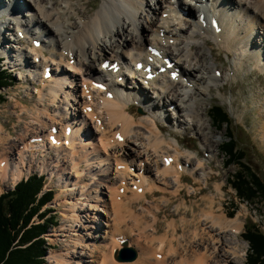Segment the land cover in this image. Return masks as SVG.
I'll list each match as a JSON object with an SVG mask.
<instances>
[{
  "label": "bare ground",
  "instance_id": "bare-ground-1",
  "mask_svg": "<svg viewBox=\"0 0 264 264\" xmlns=\"http://www.w3.org/2000/svg\"><path fill=\"white\" fill-rule=\"evenodd\" d=\"M27 1L33 11L34 22L53 39L56 51L48 49L46 54L42 44L33 46L32 41L39 37L32 36H29V45L15 46L21 55H15L13 67L20 75L26 69L30 73L31 69H40L32 78L39 85L34 86L37 101L32 107L22 105L18 100L14 102L13 113L22 123V128L14 131L13 136L12 131L0 124V190L1 184L20 180L24 168L27 165L30 168L35 157L38 165L44 168L49 158L45 152L50 150L56 153V158L52 156L55 163L51 169L59 167L63 173V164L58 158L62 154L64 159L61 161L71 162L72 169L83 163L88 170L87 175L97 176L96 181L88 185L79 180L86 170L82 169L80 175L75 170L72 181L64 182L69 179L63 178L64 181L60 182L65 186L62 191L69 198L62 203V216L68 225L58 230L63 231L61 236H68L70 241L66 243L64 252L48 255L53 264H235L236 259L239 264H244L243 241L237 237L240 233L239 218H227L222 211L216 212L215 205L211 203L215 196L223 195L224 184L203 169L200 151L194 157L190 153L184 154L178 137L169 132V136H165L163 126L158 124L155 108L159 101L161 108L172 106L176 121L172 126L191 130L210 146L212 131H205L209 124L202 118L205 111L202 96L210 90L208 81H216L217 77L209 73L211 65L206 59L205 43L191 39H195L197 30L202 28L222 51L233 57L236 70L251 64V68L264 73V0H204L210 7L207 12L203 8L198 9L202 19H198L199 15L193 16L179 2L176 7L173 0H153V8L149 7L148 0H103L92 14L87 10L89 1L52 0L50 6L46 5V0ZM14 3L16 5L17 0ZM164 13L171 18H164ZM181 13L195 19L194 22L176 21V15ZM23 15L18 20L14 16L10 20L16 34L17 31L26 33L24 29L18 30V25L31 29ZM213 16L217 17L221 28L219 33L210 26ZM142 18L147 22L149 32L143 29ZM202 22H206L205 27ZM184 24L188 26L184 28ZM181 31L182 34L189 32V35H184L183 45L175 48L177 44L170 43V40ZM30 34L34 35V32ZM149 46L158 47L163 57L171 58L173 69H167L160 77L146 82L143 70L134 71L137 82L143 84L138 83L140 87L129 79L124 80V86L113 79L124 76L122 69L116 73L101 69L105 60L135 65L148 59ZM2 47L1 43L0 52ZM173 48L175 52L171 51ZM214 52L211 47L209 53L213 57ZM26 53L31 54L33 61L21 63L20 59ZM36 58H39L38 62ZM214 59L218 60L217 57ZM161 62L164 65L163 60ZM49 64L55 65L54 71L58 72L44 79L43 74ZM212 68L224 69L213 65ZM218 71L217 76L220 75ZM173 73L178 75L174 77ZM105 77L110 78L111 83L105 84L104 89H97L92 84L91 79L100 81ZM150 88L156 99L149 97L153 100L152 106L148 107L146 115L137 118L132 112L131 102L142 105L149 92L145 89ZM223 88L221 86L218 90L223 92ZM88 107L91 111H87ZM259 113L264 116V102L260 104ZM26 118L30 120L25 122ZM163 118L167 120L169 114ZM69 123L73 131L64 138L63 144L53 146L45 140L52 126L57 124L64 128ZM259 127L264 139V121ZM61 135L62 130L57 136ZM39 136L44 137L42 142H31L30 138ZM66 140L68 144H65ZM215 142L218 146L219 139ZM168 157H172V161L165 165L164 158ZM136 159L138 164L133 163ZM208 165L211 166L212 162ZM131 166H134L133 170H130ZM50 172L53 173L52 170ZM130 174V178L127 177ZM213 180L218 181L213 189L216 192L203 193ZM187 181L198 186L185 194L190 197L201 194V199L208 201L205 202L207 208H202L200 215L196 216L193 215L195 205L181 201L177 208L182 207L184 213L179 224L170 219L164 232L157 235L154 223L159 221L163 207L154 200H148L147 195L155 192L164 196L165 193L181 195L184 189L180 184ZM120 196H124L122 201H118ZM140 200L145 202L139 203ZM133 202L139 204L136 208L139 211ZM189 212L192 218H187ZM97 213L98 217L95 216ZM144 214L150 216L151 223L141 224ZM99 215L106 218L104 224L107 228L103 236L96 234ZM76 222L82 224L77 225ZM150 228L155 231L150 232ZM122 239L138 252V258L123 262L113 259V252L122 247Z\"/></svg>",
  "mask_w": 264,
  "mask_h": 264
},
{
  "label": "rangeland",
  "instance_id": "rangeland-1",
  "mask_svg": "<svg viewBox=\"0 0 264 264\" xmlns=\"http://www.w3.org/2000/svg\"><path fill=\"white\" fill-rule=\"evenodd\" d=\"M0 1H1L0 3H3L5 0H0ZM35 1L36 0H30L31 3H35ZM102 1L103 0H83V2L85 3L88 2L87 10L89 14H92L93 12H95L100 7ZM187 1L188 0H173L175 4L176 2H179L183 4L185 7H187L188 9H191V12H193V14L197 16L199 13L198 11L199 8L197 9V6H199L198 2L203 3L204 0H193V1H196L197 3H194L193 1H189L191 4H188ZM22 2L24 4L23 13L25 14L23 15V19L27 20L28 23H31V21L33 22V15H32L33 11H31L32 9L27 4L28 2L27 0H22ZM51 3H52V0H46L47 6H50ZM153 3H154L153 0H148L149 7L153 8ZM208 7L209 6L207 5L206 8ZM144 8L149 10L148 6L147 7L145 6ZM164 14H163L164 18L166 17L171 18V15H169L168 13H164ZM149 15H151L150 12H149ZM176 17L178 18L176 21L184 20L186 22H190V24L193 21V19L191 21L189 16H184L181 14L179 15L177 14ZM12 18L13 17L12 15H10V13H7V14L0 13V26L3 29L7 30L8 32L7 35L9 36H11L10 34L11 32L12 34L15 33L14 29L11 28L12 23H10L11 22L10 20H12ZM141 21L143 23L142 25H143V29H145V32H149V28H148L149 26L147 22L143 18L141 19ZM18 24L19 22L16 24V26ZM205 24L203 25V27H205ZM8 25L10 27H8ZM187 26H188L187 24L183 25L184 28H186ZM21 28L25 30L26 36L33 31L32 29L28 30L27 27L24 25L22 26L18 25V30H22ZM40 29L44 34H47L41 27ZM197 33L198 34L196 38L191 39V40L194 42L205 43L204 50L207 53L206 59L210 63L211 68H212V65L216 66L217 68L224 67L222 71H218L215 68H212L211 70V68H209V73L215 74L217 79L216 81H213V80L208 81L210 90L205 91V95L202 96L203 97L202 98L203 107L205 108L202 118L203 120H205V122H207V124H209V128H207L205 131L206 132L207 130L212 131V134L209 135L211 137V141L209 143L210 146H207L206 142H204L202 138L199 137L198 135H194V133L191 132V130H184L183 128L178 129L175 126H172V124L176 122L173 119L175 115L172 114V112H174L172 106H165L161 108L160 107L161 101H159L157 108H155L156 109L155 112L158 115L157 117L158 124L163 126L164 128L163 133L165 134V136L168 137L169 135H167V133L169 132L171 134H174L176 137H178L179 142L181 143L180 150L184 154L190 153L191 156L194 157L197 154V152L200 151L199 158L200 160H202L204 164L203 169L205 171H209L212 175H215L216 178H218V181L219 182L221 181L224 184L223 193H222L223 195L215 196L214 202L211 200V203H212V206L213 204L215 205V209H217L216 212L222 211L223 213L226 214L227 218H233V217L239 218L240 233L237 234V237L243 241L241 242V247L244 246L242 249L244 250L242 258H243L244 264H246V253L248 250V243L243 239V234H244L245 228L249 221L252 223H255L262 231H264V202L262 201L256 202V200H254L253 202L249 204V203H246V201H241L236 197L234 189L230 186L228 182V178L233 173L237 172L238 167L234 164H231L228 167H226L224 165V161L226 157L220 151V145L225 139V131H226L225 125L222 127L221 130L217 129L213 125L209 117V113H210V108L213 104H219L223 106V108L225 109V111L228 113V115L231 118L230 127L232 128V131L234 135L236 136L237 143L239 144V146H241L244 149L245 161L252 167V169L264 181V139L261 136L260 127H259L260 123L264 121V116H261L259 113L260 104L264 102V73L254 67L251 68L250 67L251 64L244 65L241 70H236L234 67L233 57H230L225 51H222L216 44L215 40L208 33H204L202 28L198 29ZM180 34L176 35L175 36L176 38L174 37L170 40V43L174 42L177 44L175 48H178L179 46L183 45L181 42L185 40V36H188L189 32L187 34H184V33L182 34V31H181ZM39 35H37L35 31H34V35L30 34V36L32 37H39ZM50 38L51 37H49V40ZM29 44H30V38H28L27 41H23L22 43L8 42L7 44H5V48L9 50V54H10V58L8 60L9 69H13V71L11 73L12 80H11L10 85L7 87L1 88V92L5 96V101L0 104V124L4 127V129L8 130L9 132L12 131L11 135L13 136L15 135L13 134L14 131H18L20 128H22L21 127L22 123L17 120V118L14 116V113H13L14 102L18 100L21 102L22 105H25L27 107H32V105H34L35 102L37 101L36 100L37 95L34 93V86L37 84V82L31 79V73H29L28 70L26 69L24 71H21L22 75H20L17 69L11 68V66L14 64L13 60L16 57L15 55L19 53L17 52L15 46H19V45L27 46ZM42 45L44 46L43 49L44 51L46 50V53H48L47 52L48 49L52 51H56L55 49L56 47L53 44V41L50 44H42ZM211 47L215 49L214 55L215 57L218 58L217 61H215L214 59L215 57H213L209 53V49ZM175 48H173L174 50L171 49V51L175 52L176 51ZM26 55L27 56L29 55L28 60L32 62L33 59H32L31 54L26 53ZM96 65L98 67V64ZM38 71H40V69L39 70L37 69V71L33 69L34 73ZM217 71L221 74V76H217V73H216ZM126 79L128 80V78ZM138 83L141 84L140 82H137V85ZM221 86L224 87L223 92L218 90V88ZM145 92H147L148 96L147 98L143 100L142 105H140L138 102L136 103L135 101L131 102V107L133 108V109L131 108L132 112L136 114L137 118L139 116H142L143 114L146 115L147 114L146 111L148 107L152 106L153 100L156 99L155 96L152 95V93L154 92L152 88L148 90L145 89ZM138 96H141V95L139 94ZM149 97H152L153 100L150 99ZM168 114H169V118H167V120L163 118V117L168 116ZM29 120H30L29 118H26L25 122H28ZM23 122H24V119H23ZM14 125H16L15 128H13ZM17 125H19L20 127H17ZM190 139H192L193 141ZM216 139H219L218 146L216 145L217 142H215ZM55 154H56L55 151H52V150L45 152V156L49 158H47V162H45L46 165L44 166V168H41L40 165H38L37 163L38 158L35 157L36 159L32 162V165L30 166V169H29L30 174H35V173H38L39 175L43 174L46 180L44 189L46 190L53 189V192H54L53 199L48 203L49 207L52 210L51 213L48 214V216H53L56 220V223L54 225H51L48 228L47 232L45 233V240L47 242V247H48L44 255L46 264H53L54 262L53 259H50L48 255L55 254L56 252H64L66 243H69L70 241L68 236H64V235L61 236V234H64L62 233L63 231L61 232L60 230H58L61 227L60 225L64 223V219L62 216L64 206L62 203L63 201H65V199L69 200L65 192L62 191L63 189H65V186H62L60 182L64 181L63 178L69 179V180H65L64 182L72 181V179H74V174H76V171H78L80 175L81 174L80 171L82 169L86 171L82 172V176L79 179L81 183H87L88 185H91L97 179V176L92 178L91 175L90 176L87 175L88 170L86 169V166L83 163L81 165H77L76 168L72 169L71 162H65V163L62 162L61 160L64 159V156L62 154L61 156L59 155L58 158L60 159L59 163L63 164L62 165V168H64L63 173L60 171L59 167L51 169L52 165L55 163L52 160V156L54 155V157L56 158ZM158 159L159 161H161L160 157ZM210 161L212 162L211 166L208 165V162ZM133 163L138 164L137 159L134 160ZM133 168L134 166H131V170ZM51 170L53 171L52 174H50ZM59 176L61 177V179H59L60 178ZM130 176L131 174L128 175L127 177L130 178ZM218 181L217 180L210 181L209 182L210 184L205 187V190L203 191V193L207 194V192L208 193L216 192L213 189H214V185L218 183ZM5 185L4 184L1 185L2 186L1 187L2 191L0 190L1 192L6 191L12 186L11 184H8V182H5ZM180 186L181 188L184 189V192L181 195H173V194L165 193V196H166L165 197L160 192H155L152 195H147L148 200H154V203L159 204L161 207H163L161 208V213L159 214L160 215L159 216L160 218H158L159 221L157 222V224L154 223V225L157 228V235L164 232V230L166 229V224L168 220L175 219L177 223L179 224L180 217L184 213V209L182 207L177 208V204L179 205L181 201L185 200L187 205L189 204L195 205V210H194L193 215H196V216L198 214L200 215L202 208H205V209L207 208V204L205 202H208V201L201 199V194H198L197 196H194V197H190L186 195L189 191L196 190L198 184H194L193 181H187V182L181 183ZM201 187L203 186L201 185ZM129 195L130 194L124 195V196H129ZM124 196H120L121 200H118V201H122ZM56 198L58 199L56 200ZM72 200H74L75 202L77 201L75 200L74 197ZM164 201H166V203H162ZM143 202H145V200L139 201V203H143ZM133 205L135 206V209L138 208L139 206V204H136L134 202H133ZM152 211H154V208L152 209ZM188 214L189 215L187 216V218H192L191 213L189 212ZM91 216H94V213H91ZM95 216L98 217V213ZM104 217H105L104 215L103 216L99 215V219L96 220L98 221V224H97L98 232L96 231V234L98 233L102 236H103V231L105 230V228H107L104 224L105 221H103L106 219ZM149 221H151V218L150 216H147V214H144L143 217H141V224L147 225L148 223H151ZM75 224L81 225V222L80 223L76 222ZM152 231H155V230H151L150 228V232ZM84 232L86 233V231ZM178 235L179 233L177 234V236ZM138 256L139 255L137 254V258ZM112 257H113V254H112ZM84 258L89 259L88 257H84ZM235 261H236L235 264L240 263L238 259H236Z\"/></svg>",
  "mask_w": 264,
  "mask_h": 264
},
{
  "label": "trees",
  "instance_id": "trees-1",
  "mask_svg": "<svg viewBox=\"0 0 264 264\" xmlns=\"http://www.w3.org/2000/svg\"><path fill=\"white\" fill-rule=\"evenodd\" d=\"M11 80L0 65V104L5 101L1 88L9 86ZM209 117L217 129L225 125L220 151L226 157V167L231 164L238 167L228 178L236 197L249 204L254 200L264 202V181L245 161L244 149L237 143L228 113L221 105L214 104ZM43 183V176L33 174L0 195V264H46L44 255L48 247L42 235L56 220L48 216L50 209L39 212L54 194L48 190L40 195ZM35 215L43 221L32 222ZM243 239L248 243L246 264H264V232L249 221Z\"/></svg>",
  "mask_w": 264,
  "mask_h": 264
},
{
  "label": "water",
  "instance_id": "water-1",
  "mask_svg": "<svg viewBox=\"0 0 264 264\" xmlns=\"http://www.w3.org/2000/svg\"><path fill=\"white\" fill-rule=\"evenodd\" d=\"M115 258L118 261H133L137 258V251L130 247L127 246L126 243H123V246L121 249H118L117 252L115 253Z\"/></svg>",
  "mask_w": 264,
  "mask_h": 264
}]
</instances>
